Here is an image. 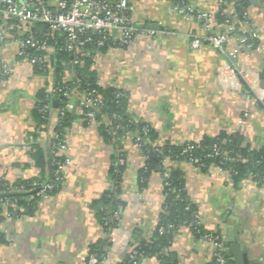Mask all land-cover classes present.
<instances>
[{
  "label": "crops",
  "instance_id": "1",
  "mask_svg": "<svg viewBox=\"0 0 264 264\" xmlns=\"http://www.w3.org/2000/svg\"><path fill=\"white\" fill-rule=\"evenodd\" d=\"M129 1L135 8V22L144 32L131 46L122 45L115 32L116 46L94 63L98 85L126 93L128 112L155 129L159 144H201L220 135L239 134L244 147L264 152V0H247L242 30L253 26L259 45L243 48L236 59L238 69L227 79L222 77L225 57L216 47L203 42L192 49L182 38L186 34L220 36L226 33L225 26L215 19L205 33L197 20L169 15L168 0ZM191 3L214 14L220 6L217 0ZM232 7L228 11L233 12ZM235 38L228 43L231 49L237 45ZM19 50L11 38L0 47V60L11 68L8 77L0 76V182L14 185L32 180L37 185L51 176L49 157L63 110L71 119L65 130L70 150L61 155L71 164L65 168L58 192L45 199L36 196L38 201L28 198L26 207L18 208L20 214L4 211L0 264H89L91 248L97 244L107 251L105 264H122L128 249L149 240L157 228L165 203V178L159 172L144 177L147 157L131 136L121 146L104 139L99 122L82 115L83 92L66 94V106L58 108V99L52 95L57 89L52 71L35 74L28 61H17ZM72 78L73 71L65 68L63 81ZM42 90L52 102L44 109L49 112L46 125L36 120ZM34 146L44 151L45 170L31 155ZM118 148L126 167L120 193L114 197L119 241L111 246L97 214L102 198L113 191L110 170ZM163 164L183 172L189 200L202 216L204 229L218 236L214 244L182 227L171 246L179 264H217L221 251L228 264H237L231 250L237 243L250 264H264V185L247 179L236 187L226 171L216 166L202 171L190 162L166 159ZM138 264L163 263L148 257Z\"/></svg>",
  "mask_w": 264,
  "mask_h": 264
},
{
  "label": "trees",
  "instance_id": "2",
  "mask_svg": "<svg viewBox=\"0 0 264 264\" xmlns=\"http://www.w3.org/2000/svg\"><path fill=\"white\" fill-rule=\"evenodd\" d=\"M177 1L175 2L177 3ZM183 1L186 4H192V0ZM232 4L234 10L232 13L236 16L234 35L242 36V25L247 21L244 15L249 8L247 0H238L237 2L234 0H226L224 4L219 6V10L215 14V19L217 24L226 27L228 20V12L226 11L229 10L228 7L232 6ZM48 30V26L45 24L37 23L33 25L34 36L38 41L43 40V34ZM10 33L16 37L19 36L16 30H10ZM249 44L251 45L250 48L257 47L259 45V39L257 37L252 38ZM52 45L57 49L50 57L52 70L42 61L34 64L33 68L35 74L38 75H48L52 71L55 76L57 89H62L61 94L53 96L58 99V108L64 109L68 102L66 94H70L72 91H80L83 94L96 91L102 98V105L95 109L97 111L96 121L99 122V130L104 139L113 141L117 146H121L120 144L123 139L133 136V139L141 145L142 151L147 157L145 167L142 170L144 177L149 176L152 172L162 173L163 176L165 173L169 174V177L165 179L164 183L165 203L157 228L149 240H143L134 246L137 251L134 260L128 255V258L122 264H138L148 257H156L163 264H179L176 254L171 251L172 242L179 230L182 227H188L199 238L207 234L203 226L194 224L198 209L189 200L183 172L179 168L167 169L163 164L164 160L169 159L178 163L190 162L196 167H200L202 171H206L211 166H216L226 171L236 187L244 180L250 179L251 176L255 183L264 185V152L251 151L249 148L244 147L243 138L239 134L231 136L220 135L214 139H206L201 144L190 143L194 144V148L187 152L185 151L188 143L183 146L174 145L169 141L159 144V134L155 129L142 120L135 119L128 112L129 97L126 93L113 87L103 88L98 85V76L94 69L95 59L93 57L96 53H107L116 44L107 43L103 47H98L96 44L90 45L89 48L93 51L92 57L82 58L81 64L77 66L71 64L73 59L72 55L65 51L63 36L59 32L56 34V41ZM42 57L43 53L38 52L35 48L28 47L25 51V56L19 59H41ZM65 68L73 71V78L67 83L63 81ZM37 98L36 120L38 125H46L49 122V112L44 109H47L45 107H50L52 102L50 98H47L45 90H42ZM83 109L85 111L90 110V108ZM70 121V116L65 112L56 127L57 133L65 136V130L69 126ZM109 121H112L111 126L109 125ZM145 129L147 130L146 133L144 132ZM113 130L116 132L115 135L112 134ZM215 147L219 148L220 155H215ZM31 155L37 166L45 170L47 165L43 149L39 146H34ZM225 155L232 158L233 161H227ZM122 156L124 155L122 154ZM118 157H116L114 165L110 170L113 191L108 192L102 198L100 201L102 208L98 209L97 214L102 226L107 232L111 228L118 226L117 219L114 217L116 201L114 197L120 193L122 175L126 167V165L119 164ZM239 158L245 159L247 162L243 163ZM49 161L52 174L45 181L38 182L37 185H34L35 182L32 180L18 181L14 185L9 184L5 180L0 182L1 191H6L10 188L12 193L17 194L0 198V223L3 220V213L5 211L4 202L6 200L16 203V207H10L8 211L11 214L14 213V215H17L20 214V211H18L19 207H26L28 198L34 197L36 199L35 201H38L36 197L37 190L46 182H54V189L50 195L59 191L61 182L55 180V170L57 169L55 162L62 163L64 156H56L52 149ZM1 241L2 236L0 235ZM101 247V244L92 246L90 253L98 257L99 260L107 256V251Z\"/></svg>",
  "mask_w": 264,
  "mask_h": 264
},
{
  "label": "built area",
  "instance_id": "3",
  "mask_svg": "<svg viewBox=\"0 0 264 264\" xmlns=\"http://www.w3.org/2000/svg\"><path fill=\"white\" fill-rule=\"evenodd\" d=\"M171 7L168 10L169 15H181L187 20H197L202 24L203 31L209 33L212 29L215 14L212 11L197 10L192 4H186L183 0H168ZM177 1V3L175 2ZM180 1V3H178ZM218 3L224 4L226 0H217ZM237 2L238 0H234ZM135 8L130 4L129 0H0V26L3 30L0 36V47L6 41V38H11L15 43H18L20 50L16 57L20 61V57L25 56V51L28 47L35 48L38 52L43 53V57L25 59L32 66L38 61L47 64L51 68L50 57L57 50L52 44L56 41V34L59 32L63 36L64 49L72 55L71 64L74 66L80 65L84 57H92L93 51L89 48L90 45L96 44L98 47H103L108 44H116L115 32L121 36L120 43L124 46L133 45L138 37L143 34V30L137 26L134 19ZM228 12V20L226 33L220 36L208 35L203 38L186 34L183 35V40L187 41L192 49L199 48L203 42L216 47L225 57V65L223 69V79L228 78V74H233L237 69L236 59L242 52L244 47H251L250 40L257 37V32L253 26L241 30L242 36L234 35L235 17L232 12ZM45 24L48 26V31L43 34V40L35 39L33 32L34 24ZM10 30H16L19 36L16 37L10 33ZM236 37L237 45L234 48L229 47V41ZM100 55L96 53L93 57L95 60ZM11 74L10 65L7 62L0 60V76L3 78ZM62 93V89H54L53 96ZM85 101L83 108H90L82 115L86 120L95 122L97 111L96 108L102 105V98L96 92L84 93ZM64 110L60 112V117L64 115ZM242 124V122H240ZM112 125V121H109ZM146 133L147 130L145 129ZM112 134L116 132L113 130ZM134 138L133 136H131ZM139 140V138H138ZM53 152L56 156L70 150V146L65 136L56 133L53 141ZM194 144L188 143L186 151L194 148ZM119 164L125 165V159L122 156V150L118 148ZM215 155H220L219 148L215 147ZM227 161H233L232 158L225 155ZM243 163L245 159L239 158ZM71 161L66 158L62 163L55 162L57 169L55 170V180L64 181V171L66 166L70 165ZM200 169V167H198ZM169 174L165 173L164 178H168ZM252 180V176L250 177ZM35 185V184H34ZM54 189V182H46L37 190L36 196L40 199L49 198L50 193ZM12 193L8 188L6 191H1L0 194ZM10 207H16V203L10 200L4 202V208L8 211ZM11 214V213H10ZM8 214V215H10ZM195 225L203 226L202 216L197 213L195 215ZM119 228L115 226L108 232V238L111 246H115L119 241ZM204 240L216 244L218 236L206 234L202 237ZM128 254L134 260L137 251L134 247L128 249ZM217 264H227L223 252L216 255ZM108 259V254L102 260H99L95 255L90 256L89 264H105Z\"/></svg>",
  "mask_w": 264,
  "mask_h": 264
},
{
  "label": "water",
  "instance_id": "4",
  "mask_svg": "<svg viewBox=\"0 0 264 264\" xmlns=\"http://www.w3.org/2000/svg\"><path fill=\"white\" fill-rule=\"evenodd\" d=\"M262 79L264 80V73L262 75ZM14 195L17 194L16 193L0 194V198L14 196ZM121 203L122 205H125V203H123L122 201ZM231 250L233 251L234 254V259L232 260H236L237 264H250L248 260V255L242 252V247L238 243L236 245H232Z\"/></svg>",
  "mask_w": 264,
  "mask_h": 264
}]
</instances>
